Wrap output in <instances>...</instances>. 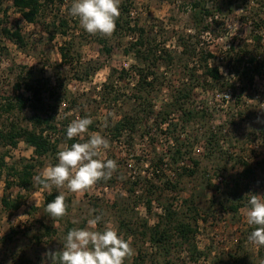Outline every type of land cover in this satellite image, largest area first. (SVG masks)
<instances>
[{"label":"rangeland","instance_id":"1","mask_svg":"<svg viewBox=\"0 0 264 264\" xmlns=\"http://www.w3.org/2000/svg\"><path fill=\"white\" fill-rule=\"evenodd\" d=\"M72 3L41 0L28 23L0 0V27L18 26L24 38L19 47L0 34V130L32 129L43 110L55 126L44 131L55 149L41 157L22 139L0 146V264H51L44 254L62 250L67 232L95 215L103 217L96 230L115 228L131 244L125 264H230V256L259 264L264 247L248 242L245 210L246 194L264 197L262 0H120L111 37L85 32L69 15ZM202 7L209 15L196 22ZM206 68H217L219 78ZM227 90L231 98L221 101ZM84 117L93 120L88 133L67 139L69 123ZM122 119L128 123L116 133ZM97 132L110 142L100 158L118 164L110 180L83 193L35 182L69 140ZM25 164L33 165L27 189L12 173ZM60 191L67 214L53 220L43 196ZM18 195L20 207L4 209L2 197ZM166 209L174 214L169 222ZM158 222L159 231L170 230L163 245L151 239ZM178 222L193 230L188 240L173 231Z\"/></svg>","mask_w":264,"mask_h":264},{"label":"clouds","instance_id":"2","mask_svg":"<svg viewBox=\"0 0 264 264\" xmlns=\"http://www.w3.org/2000/svg\"><path fill=\"white\" fill-rule=\"evenodd\" d=\"M69 15L77 18L81 28L91 35L111 37L116 30V20L120 16V0H73ZM228 99V97H225ZM93 123L90 117L72 120L66 129L67 139L83 138ZM110 148V142L100 133H91L85 142L65 146L57 153L58 163L45 167L34 179L43 188L65 187L71 193H83L100 181H108L118 171L113 159H102L103 150ZM247 224L253 227L248 242L264 247V197L246 194ZM66 195L60 191L55 199L47 204L45 212L53 220L67 214ZM95 211V210H94ZM91 215V214H90ZM102 215L87 220L86 228H73L64 238L60 251L49 250L44 255L51 264H125L134 254L131 244L118 235L115 228L96 230ZM264 264V259L259 261Z\"/></svg>","mask_w":264,"mask_h":264},{"label":"trees","instance_id":"3","mask_svg":"<svg viewBox=\"0 0 264 264\" xmlns=\"http://www.w3.org/2000/svg\"><path fill=\"white\" fill-rule=\"evenodd\" d=\"M10 1L12 5L20 12L22 18L26 22L28 23L35 22L41 8V0H10ZM262 2L264 3V0H262ZM198 6L199 3H196L194 7L197 8ZM201 9L194 12L193 14L194 19H196V22L202 13L206 16L209 15L208 10H206L203 7ZM2 17H4V15H2ZM1 20L2 19H0V23ZM116 26H119L118 19L116 20ZM0 34L5 36L7 39L12 41L14 44H16L19 47L23 46L24 44V38L18 26H15L13 30L7 28L6 26L0 27ZM139 44H141V42H139ZM106 51L109 52L110 50L106 48ZM142 53L143 51L141 50H137V49L135 50V54L137 55V57H141ZM151 55H154V53ZM63 57L66 58L65 53L63 54ZM206 74L212 77L214 80H217L219 78L217 68H206ZM147 75L148 74H143L141 80H145L147 78ZM24 85L29 91L33 90L32 91L33 97H36V99L39 100V98L37 97L39 95V90L37 88L31 87L27 82ZM16 87L19 86L16 85ZM17 100H18V105H17L18 108L22 109L24 107V102L21 100L20 97H18ZM170 106H173V104H170ZM12 108H14L12 104L10 103L6 104V110H10ZM176 108L178 109L180 107L176 106ZM46 111L47 110H43L41 114H36L33 116L32 121L34 122L33 124L34 126L32 129L19 128L11 124V126L7 130L4 131L0 130V146L3 144L10 147H15L17 141L19 139H22L25 143H27L29 146L32 147L33 153L36 157H41L49 153L50 151H53L55 147L49 141V139L46 136H44V131L53 130L55 128L53 123L54 117H50L49 113ZM127 123H128L127 119L119 120L114 126L115 132L119 133L121 130H123L126 127ZM260 132L262 137L264 138V126H262ZM69 142H70V146L73 143H75L74 140H69ZM32 169H33V165L31 164L23 165L20 170H16L12 168L13 171L12 173L16 178L15 184L20 188H24V189L29 188L32 182L31 179L33 177ZM9 185L10 182L8 181L6 186L9 187ZM58 194L59 193L57 192L44 193L42 207L45 209L47 204L50 203L52 200H54L56 195ZM22 200L23 197L20 195L16 196V198L14 199L2 197L1 204L4 207V209L14 211L20 207ZM236 209L237 206L232 207V210L235 211ZM166 213H167V220L169 222V220L173 219L172 216L174 214L170 212V209H166ZM158 227H159V222L156 223L152 228L153 237L151 239L156 241V243H162L163 245L169 241L170 235H168V233L170 232V230L163 228L162 230L159 231ZM173 231L178 233L180 237L184 238L185 240L187 239L188 234L193 232V230L190 229L189 225L182 222H178L174 226ZM230 258H231L230 264H243V262H241L238 258H235V256H230Z\"/></svg>","mask_w":264,"mask_h":264},{"label":"built area","instance_id":"4","mask_svg":"<svg viewBox=\"0 0 264 264\" xmlns=\"http://www.w3.org/2000/svg\"><path fill=\"white\" fill-rule=\"evenodd\" d=\"M217 97H219L221 101L227 102L231 98V92L230 90H227L226 92H222L221 94H218ZM225 97H228V99H226Z\"/></svg>","mask_w":264,"mask_h":264}]
</instances>
